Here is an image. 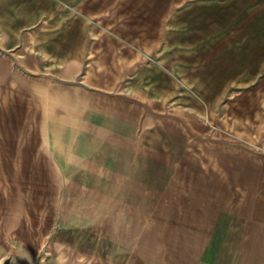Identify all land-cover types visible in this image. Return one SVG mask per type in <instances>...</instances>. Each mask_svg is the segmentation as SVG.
Masks as SVG:
<instances>
[{
	"label": "rangeland",
	"instance_id": "374dc122",
	"mask_svg": "<svg viewBox=\"0 0 264 264\" xmlns=\"http://www.w3.org/2000/svg\"><path fill=\"white\" fill-rule=\"evenodd\" d=\"M258 214L264 0H0V264H257Z\"/></svg>",
	"mask_w": 264,
	"mask_h": 264
},
{
	"label": "crops",
	"instance_id": "0c3cea01",
	"mask_svg": "<svg viewBox=\"0 0 264 264\" xmlns=\"http://www.w3.org/2000/svg\"><path fill=\"white\" fill-rule=\"evenodd\" d=\"M68 5V4H66ZM68 6H66L65 8H67ZM38 44V42H35V46ZM26 45V44H25ZM26 53V52H25ZM252 225H256V231L252 232V235H246L248 233V231H246L245 229H243V237L248 238V239H256L257 240V244H258V248H256L254 253H250L251 255H254L253 258H255L254 260H256L257 264H264V217H262L261 214H258L257 219L256 220H252L251 221ZM248 248V247H247ZM257 251V252H256Z\"/></svg>",
	"mask_w": 264,
	"mask_h": 264
}]
</instances>
